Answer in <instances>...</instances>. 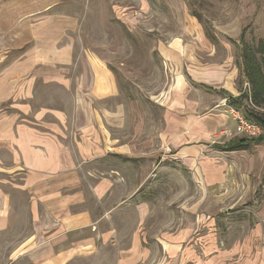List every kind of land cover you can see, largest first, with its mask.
<instances>
[{
  "label": "rangeland",
  "instance_id": "obj_1",
  "mask_svg": "<svg viewBox=\"0 0 264 264\" xmlns=\"http://www.w3.org/2000/svg\"><path fill=\"white\" fill-rule=\"evenodd\" d=\"M242 33L251 47L264 42V0H0V190L11 205L7 229L0 232V264L47 259L44 247L35 251L37 242L24 245L33 231L34 193L26 186L33 177L23 170L13 174L17 155L2 140L20 124L33 128L43 110L78 121L72 112L78 100L91 105L96 118L102 110L124 143L149 139L155 154L165 158L156 159L145 178L124 170L128 187L144 181L139 200L151 205L155 230L164 224L171 230L200 228L203 234L210 227L220 249L242 250L250 243L247 254L257 259L264 252V143L217 151L249 138L236 131L230 110L245 118L250 101L227 103L228 96L248 91L238 68ZM99 72L111 76L116 99L90 97ZM259 110L264 113V104ZM52 120L50 113L43 116ZM115 122L121 125L113 127ZM189 150L199 154L185 164L176 158ZM110 166L107 161L103 168ZM205 167L211 175L204 174ZM96 250L71 264L115 259L111 245Z\"/></svg>",
  "mask_w": 264,
  "mask_h": 264
},
{
  "label": "crops",
  "instance_id": "obj_2",
  "mask_svg": "<svg viewBox=\"0 0 264 264\" xmlns=\"http://www.w3.org/2000/svg\"><path fill=\"white\" fill-rule=\"evenodd\" d=\"M99 74L91 86L92 100L116 99L118 92L111 76ZM223 96H227L225 91ZM79 102L72 110L78 121L69 123L62 111L43 110L36 113L33 128L20 124L12 129L9 139L2 140L3 147L13 148L17 155L13 174L23 170L33 177L26 185L34 193L30 209L33 231L24 245L33 240L40 245L35 251L45 248L42 256L47 259L42 264H71L90 258L99 244L115 248L111 264H264V252L255 260L248 256L250 243L242 250L240 245L220 249L218 234L210 227L203 234L200 228L171 230L164 224L155 230L151 205L139 200L144 181L128 187L124 170L131 171L128 176L145 178L154 171L156 159L165 158L155 154L149 139L134 137L124 143L118 128L107 126L102 110L96 112V118L91 105ZM46 113L53 119L49 123L43 121ZM83 114H87L86 125L79 122ZM120 125L115 122L113 127ZM192 152H177L176 158L185 164L199 154L198 150ZM107 161L113 166L103 168ZM88 163H97L98 168L88 169ZM202 171L206 176L212 174L206 167ZM92 175L97 180L87 178ZM10 207V196L0 190V232L7 229Z\"/></svg>",
  "mask_w": 264,
  "mask_h": 264
},
{
  "label": "trees",
  "instance_id": "obj_3",
  "mask_svg": "<svg viewBox=\"0 0 264 264\" xmlns=\"http://www.w3.org/2000/svg\"><path fill=\"white\" fill-rule=\"evenodd\" d=\"M243 38L244 34L242 33L240 36L242 48L238 68L248 84V91L243 92L238 98L228 96L227 103L230 106L238 107L240 101H250L252 108L247 107L244 109L245 118L249 122L258 125L264 132V113L259 110L261 105L264 104V42L251 47L243 41ZM263 143L264 134L248 139L233 140L218 149L229 152L245 151L249 148V144L260 145ZM260 189L264 198V176Z\"/></svg>",
  "mask_w": 264,
  "mask_h": 264
},
{
  "label": "built area",
  "instance_id": "obj_4",
  "mask_svg": "<svg viewBox=\"0 0 264 264\" xmlns=\"http://www.w3.org/2000/svg\"><path fill=\"white\" fill-rule=\"evenodd\" d=\"M230 112L237 121L236 131L238 133L245 134L247 137H258L264 134L263 130L258 125L249 122L235 110L231 109Z\"/></svg>",
  "mask_w": 264,
  "mask_h": 264
}]
</instances>
